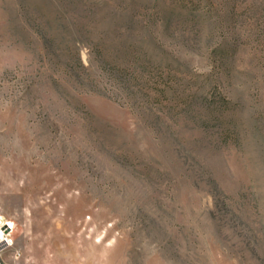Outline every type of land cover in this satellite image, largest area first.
Returning a JSON list of instances; mask_svg holds the SVG:
<instances>
[{
    "label": "rangeland",
    "instance_id": "374dc122",
    "mask_svg": "<svg viewBox=\"0 0 264 264\" xmlns=\"http://www.w3.org/2000/svg\"><path fill=\"white\" fill-rule=\"evenodd\" d=\"M7 264H264V0H0Z\"/></svg>",
    "mask_w": 264,
    "mask_h": 264
},
{
    "label": "built area",
    "instance_id": "2783aa9c",
    "mask_svg": "<svg viewBox=\"0 0 264 264\" xmlns=\"http://www.w3.org/2000/svg\"><path fill=\"white\" fill-rule=\"evenodd\" d=\"M4 233V235L0 234V251L9 248L11 246V242L9 240V235H10V231L11 229H9L8 231L5 230V227L0 223V233Z\"/></svg>",
    "mask_w": 264,
    "mask_h": 264
},
{
    "label": "crops",
    "instance_id": "0c3cea01",
    "mask_svg": "<svg viewBox=\"0 0 264 264\" xmlns=\"http://www.w3.org/2000/svg\"><path fill=\"white\" fill-rule=\"evenodd\" d=\"M1 235H4V233H2V231H1V233H0ZM1 252V251H0ZM0 264H7L1 257H0Z\"/></svg>",
    "mask_w": 264,
    "mask_h": 264
},
{
    "label": "water",
    "instance_id": "95a60500",
    "mask_svg": "<svg viewBox=\"0 0 264 264\" xmlns=\"http://www.w3.org/2000/svg\"><path fill=\"white\" fill-rule=\"evenodd\" d=\"M5 230L7 231L6 227H5Z\"/></svg>",
    "mask_w": 264,
    "mask_h": 264
}]
</instances>
